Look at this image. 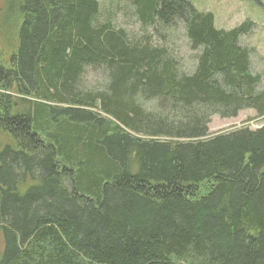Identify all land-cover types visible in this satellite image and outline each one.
<instances>
[{"label": "trees", "instance_id": "trees-1", "mask_svg": "<svg viewBox=\"0 0 264 264\" xmlns=\"http://www.w3.org/2000/svg\"><path fill=\"white\" fill-rule=\"evenodd\" d=\"M131 3L142 24L183 25L192 73L101 21L99 0H0L16 40H0V264H264V126L208 132L214 115L264 116L238 41L251 23ZM90 65L105 92L80 88Z\"/></svg>", "mask_w": 264, "mask_h": 264}, {"label": "rangeland", "instance_id": "rangeland-1", "mask_svg": "<svg viewBox=\"0 0 264 264\" xmlns=\"http://www.w3.org/2000/svg\"><path fill=\"white\" fill-rule=\"evenodd\" d=\"M196 10L210 12L214 16V25L218 29H231L244 21H249V32L239 37V44L249 50L250 70L260 77L258 89L264 90V0L257 3L251 0H187ZM101 21L110 19L116 28L124 29L130 41L146 43L152 47L165 49L169 57L177 61L178 70L190 74L196 64V52L190 48L183 25L161 27L155 24H142L135 13L131 0H99ZM0 40L5 51H13L16 40L14 30L0 33ZM105 66H86L80 88L91 93L105 92L108 75ZM12 96H16L12 94ZM16 100L17 97H12ZM138 102L150 110H155V100L138 99ZM99 110H96L98 112ZM100 116H105L99 111ZM264 126V116H257L253 109L240 111L236 117L224 119L216 115L208 125L210 134H217L234 129L248 127L255 130ZM166 137H163L165 139ZM12 144L10 137L0 133V147Z\"/></svg>", "mask_w": 264, "mask_h": 264}]
</instances>
